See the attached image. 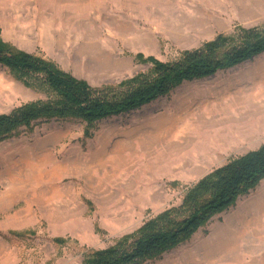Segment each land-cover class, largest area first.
I'll return each mask as SVG.
<instances>
[{"label":"rangeland","instance_id":"obj_1","mask_svg":"<svg viewBox=\"0 0 264 264\" xmlns=\"http://www.w3.org/2000/svg\"><path fill=\"white\" fill-rule=\"evenodd\" d=\"M248 27L264 28V0H0L1 42L95 88ZM45 100L0 65V114ZM262 144L264 53L89 128H21L0 142V264H80ZM143 264H264V179Z\"/></svg>","mask_w":264,"mask_h":264},{"label":"trees","instance_id":"obj_2","mask_svg":"<svg viewBox=\"0 0 264 264\" xmlns=\"http://www.w3.org/2000/svg\"><path fill=\"white\" fill-rule=\"evenodd\" d=\"M264 53V28H241L233 36L218 35L200 47L184 50L172 61L151 67L116 87H91L54 62L0 41V65L26 86L46 95L0 114V142L36 123L76 119L87 127L156 101L184 82L212 76ZM264 179V144L214 168L189 186L180 204L146 220L133 234L92 251L80 264H143L189 240L212 217L254 190Z\"/></svg>","mask_w":264,"mask_h":264},{"label":"bare ground","instance_id":"obj_3","mask_svg":"<svg viewBox=\"0 0 264 264\" xmlns=\"http://www.w3.org/2000/svg\"><path fill=\"white\" fill-rule=\"evenodd\" d=\"M164 124V123H163ZM163 124L161 125V127L163 126ZM155 139V138H154ZM123 145V144H122ZM100 157H101V155H100ZM101 159V158H100ZM8 194H10V193H8ZM8 194H7V196H2L1 197V203H4V204H6L7 202H8Z\"/></svg>","mask_w":264,"mask_h":264}]
</instances>
